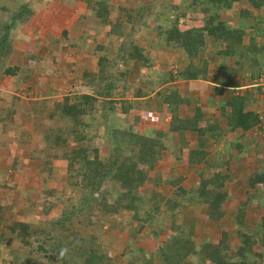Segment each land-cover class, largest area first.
Returning <instances> with one entry per match:
<instances>
[{"label": "trees", "instance_id": "trees-1", "mask_svg": "<svg viewBox=\"0 0 264 264\" xmlns=\"http://www.w3.org/2000/svg\"><path fill=\"white\" fill-rule=\"evenodd\" d=\"M91 1V15L106 29L105 39L111 46L117 43L116 58L110 59V45L93 48L97 57L75 77L86 92L23 107L13 95L0 105V147L9 151L15 142L37 153L28 158L30 172L21 177L24 187L0 183V264H254V247L264 245V218L260 234L247 235L242 230L245 200L235 209L232 225L221 221L228 177L218 170L224 164L208 157L220 142L227 154L233 143L228 135L258 124L257 114L247 107L251 92L261 94L260 87L243 89L228 79L224 63L231 58L250 82L264 76V61L257 57L262 44L249 38L243 45V29L220 16L238 0H164L169 5L161 0H135L134 5ZM246 2L264 8V0ZM190 11L201 15L200 26L186 28ZM34 13L27 0H0L4 76L19 71L9 63L12 42ZM250 29L255 36L262 32L256 23ZM210 44L223 61L213 71L215 112L209 116L184 84L207 81L208 63L199 55ZM158 50L173 52L174 64L182 65L174 73L157 70ZM162 108L169 116L167 129L134 128L126 118L137 109L146 121ZM176 134L181 135L179 144ZM164 155L191 167L202 165L196 182L185 188L184 177L162 170ZM9 156L6 163L17 175L24 165ZM255 182H264L263 169L251 174L249 186ZM195 208H201L198 216L205 213L208 220L221 223L215 239L204 237L203 224L196 230L198 222L188 220V210ZM225 227L232 228L237 248L228 243ZM107 229L126 237L116 256L111 246L103 245Z\"/></svg>", "mask_w": 264, "mask_h": 264}, {"label": "crops", "instance_id": "crops-1", "mask_svg": "<svg viewBox=\"0 0 264 264\" xmlns=\"http://www.w3.org/2000/svg\"><path fill=\"white\" fill-rule=\"evenodd\" d=\"M77 1V7L76 10L69 7L68 9L61 7L60 5H55L52 2L46 3L38 11L41 14H45L46 16H38L36 10L34 15L26 22L24 23L20 28L17 29L13 42H12V51L9 63L14 66H18L21 64L23 65L21 68V71L17 73L16 76H20L19 84L18 82L13 83V77L11 76H4L0 72V105L4 104L5 102H8L10 99L9 96L16 95L20 100L21 107L25 106L27 103H30L34 100H45L47 102L51 103V93H55V91H59L60 88L56 87V81L58 80L60 75L56 72L54 73H47L48 70L52 69V66L55 67L56 70L63 72V69H66L65 67L68 65V62H74L75 67V77L78 76L80 72V66H84V63L78 62L75 63V60L73 61L70 59L69 61L64 60L63 65H60L61 58L63 57L62 54L65 52H61L60 56V49L58 47V44L60 43V38H63L64 35L69 34L68 36L71 38L76 39L77 41L83 43L84 41L81 40L84 35L88 36V34H94L97 33L98 30L101 31V27L98 25L97 21L93 18L91 15V0H76ZM83 7H82V6ZM263 9V10H262ZM47 12V13H45ZM246 12V16L243 14ZM221 18L224 20L225 23H228L230 26H236L243 29V31L246 33L244 38L242 39V44L245 45L248 43V39L251 38L254 40L257 44H262L264 49V8L257 9L256 7L250 6L246 0H238L236 1L232 8L230 10L223 11L221 13ZM201 18L198 16V14H194L192 11L186 13L184 24L186 23V28L200 26L201 25ZM49 19V20H45ZM52 20V23L50 21ZM49 21V23H48ZM259 25L262 32L260 34H257L256 36L254 33H252L250 27H252V24ZM53 27V29H52ZM54 28H61V31H59V34L57 35L56 32H54ZM101 28V29H100ZM97 31V32H96ZM65 33V34H64ZM56 34V35H55ZM101 38H103L100 35ZM93 38V37H92ZM35 41H37L35 43ZM90 42V40H86V43ZM78 43V42H76ZM68 47V46H67ZM64 48V47H63ZM207 50L205 52L206 57L209 59L210 63L212 64L210 67V64L208 65V79L207 81L202 80H193L192 82H187L184 84L186 93H190L193 96L200 98V103L203 104V106L209 107L212 102V93L215 86H217V78L213 80L214 70L218 68L219 64L223 61L221 58H217V56L212 53L211 51H215V45H208ZM70 48H66V50H69ZM26 55H23V53H27ZM32 52V53H31ZM46 52V53H45ZM67 52V51H66ZM57 53V54H56ZM166 53V52H165ZM170 52L167 56H170ZM88 55L91 57L90 53H87V50L83 51V54L79 56L78 59L82 60V57H88ZM156 56V62H158V55ZM261 57V61H264V50L259 54L257 57ZM35 59V62L37 63L39 59H49L53 61H48L47 66H44L43 68L40 62H38L39 65H35V62L28 66L29 60L25 59ZM47 59V60H48ZM167 59V58H166ZM163 64H156L155 68L159 71H165L169 70L174 73L176 71L177 67L181 66L182 64L179 63L177 66L174 64V56L172 57V61L169 64V59H167ZM234 61L231 58H225L224 63L229 67L228 68V74L230 75L231 81L236 83L237 85L243 86V89L246 88V90H249L247 86L251 84L250 78H245L244 74L238 73L236 67L234 66ZM172 63V64H171ZM208 63V61H207ZM166 64V65H165ZM20 65V66H21ZM20 70V69H19ZM23 70V71H22ZM47 70V71H45ZM82 70V69H81ZM37 71V72H34ZM134 74V73H133ZM26 75H31L26 83L25 77ZM51 75V76H50ZM50 76V77H49ZM54 76V77H53ZM38 77H42L43 79H39ZM53 77V78H51ZM63 78V77H62ZM61 78V79H62ZM59 78V81L61 80ZM64 79V78H63ZM47 81L44 86H47L48 96H42L40 97L38 94V98L31 97V91L30 88L33 89V86L35 84L39 85L38 83ZM48 84V85H47ZM183 84V83H182ZM56 88V89H55ZM227 87H224L223 89H226ZM53 89V90H52ZM76 89H79L80 92H86L87 89L85 87H76ZM195 91V92H193ZM130 92V90H129ZM59 101V99H55ZM213 105V104H212ZM211 105V106H212ZM210 106V107H211ZM263 106V105H262ZM20 107V108H21ZM214 107V106H213ZM212 108V107H211ZM164 108H162V113L156 114L154 116L155 118H147L146 121H144L145 117L142 114V111L137 109H131L128 114L126 115V118L130 121L131 124H133L134 128H146L145 122L149 123H163L164 125L168 123L169 116L163 112ZM215 110V107H214ZM152 112V111H151ZM215 112V111H214ZM142 114V115H141ZM153 116V115H152ZM19 120L21 119L20 116L17 117ZM151 119V120H150ZM150 120V121H149ZM21 121V120H20ZM144 121V122H142ZM21 124V123H20ZM165 129V128H164ZM163 130V129H161ZM240 133V132H239ZM178 136V134H176ZM237 135V134H236ZM243 135H240L237 137V139L233 140V135H229L227 137V141H231V144L228 147V152L226 154V145H224L223 142H220L217 147H213L210 154H208V157L211 158V161L213 160L218 161L219 164L223 163L224 166L218 168L220 172L225 174V176L228 177L225 184V206L223 208V216L221 218V221L223 222H229L230 225H232L235 209L237 208L239 203L247 201V207L245 209V223L243 231H246L247 235H257L260 234V229L258 228L260 225V220L264 218V182L259 183L255 182L252 186H249L248 181L250 179V176L252 173H258L260 170H264V147H262L259 151L258 149V141L254 140L251 141L244 137ZM181 135L178 137L175 136V142L179 144ZM235 141V142H234ZM230 142V143H231ZM216 151V152H215ZM218 152V153H217ZM9 156V160L13 157H15V162L17 163H23V168L20 170L19 174H14L13 178L8 179V181L17 183V190L19 188H22L24 186L21 185V177L26 178V175L30 172V168L28 167L29 164V156H36L37 153L35 152L34 147H22L20 145H17L15 142H12L8 149H4L0 147V156H3L4 163H0L4 168L2 171L9 170L12 174L13 171L10 169V166L7 165L6 159ZM218 154L221 156L219 157ZM228 155V158H227ZM219 157V158H218ZM217 158L219 160H217ZM227 162V164H225ZM172 167L169 169L173 173H178L179 176H181L180 172L188 173L190 175H193L194 178H191L192 182H187L188 186H191V184L196 182V171L201 169L202 165H198L195 167H191L189 165H185L184 163H176L174 160L172 161ZM222 164V165H223ZM7 166V167H6ZM54 166H57V164H54ZM59 166V165H58ZM22 172V173H21ZM207 172V171H206ZM182 177L185 178L184 182L187 181L184 174H182ZM14 179V180H13ZM182 182V183H184ZM184 185V184H183ZM185 186V185H184ZM190 212L189 215H187L188 220L195 222L197 221V226L194 225V229L200 230L201 225L205 227L202 228V234L204 237H212L213 239L216 238V236L219 235L218 226L221 225V223L213 222L212 220H208L206 218V214H201V208H195L188 210ZM200 212L199 216L198 213ZM189 223V222H188ZM213 225H215L213 227ZM234 229V226H232ZM227 230V236H228V243H230L232 249L237 248V240L234 236V232L232 231V228L230 230L227 229V227L224 228ZM236 244V245H235ZM255 252V259L256 261L254 264H264V245L261 247V245H257L254 247Z\"/></svg>", "mask_w": 264, "mask_h": 264}, {"label": "rangeland", "instance_id": "rangeland-1", "mask_svg": "<svg viewBox=\"0 0 264 264\" xmlns=\"http://www.w3.org/2000/svg\"><path fill=\"white\" fill-rule=\"evenodd\" d=\"M27 1H29V3H30V5H31V7L34 9V10H36V12H37V14H38V16H41V17H43V16H46L45 14H41L39 11H38V9H40V7H42L43 5H45L46 3H49V2H52V3H54L55 5H60L61 7H64V8H66V9H68L69 7H71L73 10L75 9L76 10V7H77V1H70V0H63V1H56V0H27ZM123 2H120V0L118 1V2H120L121 4H126V5H131L135 0H122ZM161 1H163L164 2V0H161ZM138 2H140L139 0H138ZM145 2H147V0H145ZM166 5H169V2H164ZM132 5H134V3L132 4ZM82 6V5H81ZM83 7V6H82ZM45 13H47V12H45ZM175 13V12H174ZM198 16L200 17V14H198ZM45 20H49V19H45ZM48 23H49V21H48ZM50 23H52V20L50 21ZM52 29H53V27H52ZM59 31H61V28H54V32H56V34L58 35L59 34ZM105 31H106V29L105 28H102L101 29V31L100 30H98V32L97 33H94V34H88V36H86V35H84V37L81 39V40H83L84 42L83 43H81V42H79V41H77L76 39H74V38H71V37H69L70 35L69 34H67L66 33V35H64V37L63 38H60V43L58 44V47H59V49H60V56H61V52H65L64 54H62V58H61V61H60V65H63V61L64 60H67V61H69L70 59H72L73 61L75 60V63L77 64L78 62H83L84 63V66H80V68L81 69H84V67H90V61H93V58L95 59V57H97L96 55L98 54H91V51H93V48L96 46V45H101V44H103V45H106V46H109L110 45V41L109 40H107V39H105ZM55 34V35H56ZM65 34V33H64ZM69 35V36H68ZM100 35L103 37V38H101L100 37ZM93 37V38H92ZM86 40H90V42H88V43H86ZM107 40V41H106ZM115 40V39H114ZM37 41H35V43H36ZM76 42H78V43H76ZM37 44V43H36ZM68 46V47H67ZM115 46H117V43L115 42V43H112V46L110 45V49H108L109 51H108V53H109V55H111V57H110V59H112V60H114L116 57H114V55H115ZM142 46H144V45H142ZM147 46V45H146ZM145 46V47H146ZM64 47V48H63ZM66 48H70L69 50H66ZM208 48H207V46H206V48H205V51L207 50ZM86 51L87 50V53H90V55H91V57L88 55V57H82V60L81 59H78L79 58V56H81L82 54H83V51ZM67 51V52H66ZM166 52V53H165ZM32 53V52H31ZM46 53V52H45ZM153 53V52H152ZM157 55H158V62H155V65L156 64H163V63H167L168 64V62H165L167 59H169V64H170V62L172 61V57L174 56L175 57V55H174V53L173 52H170L171 54H170V56H167L168 54H169V52L168 51H165V50H158L157 52ZM155 53V54H156ZM26 54H28V52L27 53H23V55H26ZM57 54V53H56ZM200 58H201V60H204L205 62H207L208 61V65L210 64V67H211V63L209 62V59L206 57V54L205 53H201L200 55ZM108 57V56H107ZM156 58V57H155ZM167 58V59H166ZM48 59V58H47ZM47 59H39V60H36V61H38V62H40L41 63V65L40 66H42L43 68H45L44 66H47V64H48V61H53V59L52 60H47ZM25 60H29V59H25ZM156 60V59H155ZM33 61L35 62V59H30L29 60V63H28V66L30 67V65L33 63ZM38 62L36 63L35 62V65L37 66V65H39L38 64ZM21 65V64H20ZM19 65V72L21 71V68H22V66L23 65H21L20 66ZM74 62H68V65L65 67L66 69H63V72L61 73L60 71H58V70H56L55 69V67L54 66H52V69L51 70H45V71H47V73H54V72H56V73H58V74H62V75H60L61 77H59L61 80L59 81V78H58V80L56 81V87H58V88H60V90L59 91H55V93H51V98H52V100H55V99H59V100H61L62 99V97L63 96H65V95H68V94H70V93H75V92H80V90L79 89H76V87H78L79 85L76 83V81H75V67H74ZM132 65H134V67L136 68V64H132ZM166 65V64H165ZM210 67L208 68V69H210ZM80 69V70H81ZM23 71V70H22ZM166 71V70H165ZM18 72V73H19ZM34 72H37V71H34ZM164 72V71H163ZM162 72V73H163ZM136 73V72H135ZM161 75V74H160ZM51 76V75H50ZM49 76V77H50ZM166 76V75H165ZM31 77V75H26V77H25V83L28 81V80H30L29 78ZM54 77V76H53ZM53 77H51V78H53ZM39 79H43L42 77H38ZM19 79H20V76H17V77H13V81H12V84L13 83H16V82H18V84H19ZM147 79H149V77L147 78ZM44 80V79H43ZM47 83V81H43V82H40V83H38L39 85H37V84H35V86H33V89H31L30 88V91H31V97H33V98H38V94H39V96L41 97L42 95L43 96H48V91H49V89H48V91H47V86L45 85L44 86V84H46ZM48 85V84H47ZM56 89V88H55ZM53 90V89H52ZM43 93V94H42ZM42 94V95H41ZM251 97H250V103L248 104V107H247V109H249V110H253L257 115H258V113H261V112H264V104H263V106L261 105V100L262 101H264V96H262L261 94H254L253 92H251ZM262 97V98H261ZM209 103L211 104L212 102H210V100H209ZM212 105V104H211ZM210 105V106H211ZM207 107V106H203L204 107V109H206V113L210 116L211 114H213V112L215 111L214 110V107H213V105L211 106V107ZM143 114V113H142ZM141 114V115H142ZM142 122H144V121H142ZM145 124H146V126H148V127H146V129H167V124H165L164 125V121H163V123H160V125H159V123L157 124V123H149V122H145ZM255 128L256 127H253L252 129H250V130H248V131H246V132H240V133H238L237 135L236 134H233V140L234 139H237V137L239 136V134L240 135H243V133L245 134L244 135V137L245 138H247V139H249V140H251V141H254V140H256V141H258L257 143H258V149H259V151H260V149L262 148V147H264V135L262 134L261 135V133L260 132H257L256 130H255ZM182 135H184V134H182ZM185 136V135H184ZM229 136V135H228ZM178 137V136H177ZM240 137V136H239ZM187 138L188 139H191L192 138V136L191 135H188L187 136ZM261 138V139H260ZM174 142H175V140H174ZM176 143V142H175ZM261 152V151H260ZM174 159H172V158H169L168 156H166V155H164V160H163V164H162V170L164 169V168H166V169H170L171 167H172V161H173ZM5 161H3V156H0V163L2 164V163H4ZM7 167V166H6ZM4 167L2 166V165H0V183H3V181L4 180H8V179H11V178H13L14 176V174H12L8 169L7 170H5L4 172L2 171V169H3ZM4 170V169H3ZM161 170V171H162ZM22 173V172H21ZM164 173V172H163ZM166 173V172H165ZM180 174H181V176H182V174H184V176L186 177V180L187 181H185L183 184L185 185L184 187L186 188L187 186H188V181L189 182H192V180H191V178H194V176L193 175H190L189 174V176H188V173H184V172H180ZM14 180V179H13ZM13 183V182H12ZM20 183H22V182H20ZM57 184L56 183H54V185L53 186H56ZM21 189V188H20ZM167 190H168V192H169V189L167 188L166 189V193H167ZM246 221V220H245ZM162 233H163V231H161V237H162ZM103 235L105 236H103V245L105 246H107V245H109V246H111V248L113 249V251L114 252H116L115 253V256L117 255V253H120V251H121V249L123 248V244H124V242H125V240H126V237L122 234V233H120V232H118V231H114V230H111V229H107L106 231H103ZM155 264V263H154Z\"/></svg>", "mask_w": 264, "mask_h": 264}, {"label": "built area", "instance_id": "built-area-1", "mask_svg": "<svg viewBox=\"0 0 264 264\" xmlns=\"http://www.w3.org/2000/svg\"><path fill=\"white\" fill-rule=\"evenodd\" d=\"M247 87L248 88H250V87H260L261 95L264 96V76H260L256 80H253L251 82V84L249 86H247ZM257 118H258L257 127H260L262 129V132H263L264 131V112L258 113ZM257 127L255 128V130L257 132H259L257 130Z\"/></svg>", "mask_w": 264, "mask_h": 264}]
</instances>
